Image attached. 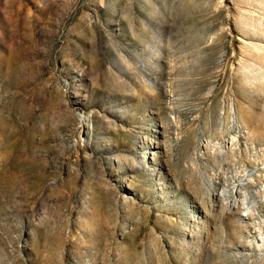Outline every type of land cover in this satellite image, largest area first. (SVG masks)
Masks as SVG:
<instances>
[{"label": "rangeland", "instance_id": "obj_1", "mask_svg": "<svg viewBox=\"0 0 264 264\" xmlns=\"http://www.w3.org/2000/svg\"><path fill=\"white\" fill-rule=\"evenodd\" d=\"M0 264H264V0H0Z\"/></svg>", "mask_w": 264, "mask_h": 264}, {"label": "bare ground", "instance_id": "obj_2", "mask_svg": "<svg viewBox=\"0 0 264 264\" xmlns=\"http://www.w3.org/2000/svg\"><path fill=\"white\" fill-rule=\"evenodd\" d=\"M245 203H246V202H245ZM250 212H253V211L250 209V207L246 206V213L248 214V213H250Z\"/></svg>", "mask_w": 264, "mask_h": 264}]
</instances>
